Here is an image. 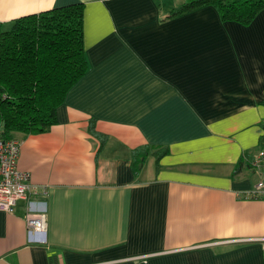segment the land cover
I'll use <instances>...</instances> for the list:
<instances>
[{
  "label": "crops",
  "instance_id": "crops-1",
  "mask_svg": "<svg viewBox=\"0 0 264 264\" xmlns=\"http://www.w3.org/2000/svg\"><path fill=\"white\" fill-rule=\"evenodd\" d=\"M185 1L0 0V32L83 2L89 63L57 123L15 133L39 193L0 209V264H264V10L247 25L215 5L173 15Z\"/></svg>",
  "mask_w": 264,
  "mask_h": 264
},
{
  "label": "trees",
  "instance_id": "trees-1",
  "mask_svg": "<svg viewBox=\"0 0 264 264\" xmlns=\"http://www.w3.org/2000/svg\"><path fill=\"white\" fill-rule=\"evenodd\" d=\"M215 5L224 20L250 24L264 0H186L173 15ZM83 2L17 18L0 32V124L4 135L36 134L58 122V109L70 88L86 74ZM90 130L105 139L95 130ZM151 146L134 150V169L144 165ZM168 152L164 148L161 155ZM159 155L158 157H160Z\"/></svg>",
  "mask_w": 264,
  "mask_h": 264
},
{
  "label": "built area",
  "instance_id": "built-area-1",
  "mask_svg": "<svg viewBox=\"0 0 264 264\" xmlns=\"http://www.w3.org/2000/svg\"><path fill=\"white\" fill-rule=\"evenodd\" d=\"M22 139L17 136L6 137L0 124V209L13 211L19 200L38 194L39 188L32 183V175L20 167ZM253 164L261 175L256 194L264 196V137ZM27 223L30 231L44 233L48 227L45 209L29 207Z\"/></svg>",
  "mask_w": 264,
  "mask_h": 264
},
{
  "label": "rangeland",
  "instance_id": "rangeland-1",
  "mask_svg": "<svg viewBox=\"0 0 264 264\" xmlns=\"http://www.w3.org/2000/svg\"><path fill=\"white\" fill-rule=\"evenodd\" d=\"M14 136H16V135H14ZM18 137V136H17ZM19 138H21V137H19ZM22 139V138H21ZM23 140V139H22ZM260 177H261V175H260ZM260 179V178H259ZM260 181V180H259ZM258 184H259V182L257 183V185H256V190L254 191L255 193L253 194L254 196H262V195H259V194H256V192L258 191Z\"/></svg>",
  "mask_w": 264,
  "mask_h": 264
}]
</instances>
